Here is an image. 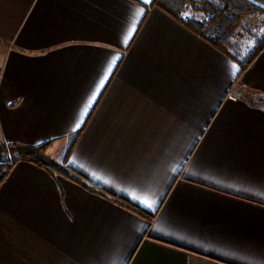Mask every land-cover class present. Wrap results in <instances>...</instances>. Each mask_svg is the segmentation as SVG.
<instances>
[{
    "label": "crops",
    "instance_id": "0c3cea01",
    "mask_svg": "<svg viewBox=\"0 0 264 264\" xmlns=\"http://www.w3.org/2000/svg\"><path fill=\"white\" fill-rule=\"evenodd\" d=\"M151 2L0 0V142L104 192L16 162L0 264H264V48L240 70Z\"/></svg>",
    "mask_w": 264,
    "mask_h": 264
},
{
    "label": "trees",
    "instance_id": "16d2710c",
    "mask_svg": "<svg viewBox=\"0 0 264 264\" xmlns=\"http://www.w3.org/2000/svg\"><path fill=\"white\" fill-rule=\"evenodd\" d=\"M154 6L179 20L204 40L212 44L237 62L240 70L247 67L264 48V31L253 34V43L245 44L243 34L248 32L245 24L252 15L263 14L248 0H152ZM191 10V11H190ZM200 12L201 18L186 15V12ZM49 142L38 145L5 144L0 142V183L11 167L20 160H27L45 168L50 173L60 174L84 188L103 194L100 188L85 180L68 166L54 164L42 155ZM119 205L151 221L152 216L128 202L113 198Z\"/></svg>",
    "mask_w": 264,
    "mask_h": 264
},
{
    "label": "rangeland",
    "instance_id": "374dc122",
    "mask_svg": "<svg viewBox=\"0 0 264 264\" xmlns=\"http://www.w3.org/2000/svg\"><path fill=\"white\" fill-rule=\"evenodd\" d=\"M191 11V10H190ZM190 13V14H189ZM186 15H192V16H197L202 17V14L200 12H186ZM245 27L248 32H245L243 34L242 41L245 44H251L253 43V37L252 35L254 34H259L260 32L264 31V17L260 15H252L248 18ZM46 158V157H44Z\"/></svg>",
    "mask_w": 264,
    "mask_h": 264
},
{
    "label": "snow or ice",
    "instance_id": "6c2138e0",
    "mask_svg": "<svg viewBox=\"0 0 264 264\" xmlns=\"http://www.w3.org/2000/svg\"><path fill=\"white\" fill-rule=\"evenodd\" d=\"M234 71H238V69H236V66H233ZM77 127H79V125H77Z\"/></svg>",
    "mask_w": 264,
    "mask_h": 264
}]
</instances>
